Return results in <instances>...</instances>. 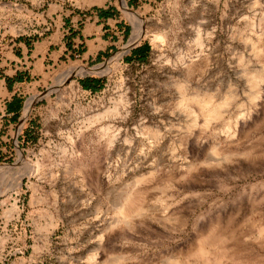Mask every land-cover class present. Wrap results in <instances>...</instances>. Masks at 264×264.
Masks as SVG:
<instances>
[{
    "label": "rangeland",
    "instance_id": "1",
    "mask_svg": "<svg viewBox=\"0 0 264 264\" xmlns=\"http://www.w3.org/2000/svg\"><path fill=\"white\" fill-rule=\"evenodd\" d=\"M105 1L0 0V79L24 96L0 119V264H264V0ZM91 12L126 28L118 47L9 76L57 16ZM74 65L98 71L58 84ZM197 94L222 115L178 105Z\"/></svg>",
    "mask_w": 264,
    "mask_h": 264
},
{
    "label": "crops",
    "instance_id": "2",
    "mask_svg": "<svg viewBox=\"0 0 264 264\" xmlns=\"http://www.w3.org/2000/svg\"><path fill=\"white\" fill-rule=\"evenodd\" d=\"M115 0H106L101 8L115 11ZM82 26H78V16L71 18L57 16L55 26L33 42V46L28 49L23 45L21 49L22 56L18 57L15 53L10 62L15 60L16 70L9 76L12 77L18 72L19 63H28L30 78L41 75L47 66L55 65L69 48L82 46L84 60H93L104 57L109 51H112L120 45L126 36V28L119 20L113 16L105 17L99 12H91L87 15ZM49 63V64H47ZM20 85V84H19ZM19 85L8 84L6 77L0 79V119L14 117L20 113L23 107V98L19 92Z\"/></svg>",
    "mask_w": 264,
    "mask_h": 264
},
{
    "label": "bare ground",
    "instance_id": "3",
    "mask_svg": "<svg viewBox=\"0 0 264 264\" xmlns=\"http://www.w3.org/2000/svg\"><path fill=\"white\" fill-rule=\"evenodd\" d=\"M88 1V0H87ZM194 1V0H193ZM206 1V0H205ZM217 1V0H216ZM192 2V1H191ZM203 3V2H202ZM218 3V2H217ZM205 5V4H204ZM135 15V14H134ZM139 16V15H138ZM134 18V17H133ZM140 18V17H139ZM135 21H136V18H134ZM138 19V18H137ZM206 20V19H205ZM134 21V22H135ZM138 22V21H136ZM135 24V23H134ZM137 26L135 31H134V34H133V37L131 38V44H134L136 42H138L139 40H141L142 38L146 37V33L143 32L142 30V27H143V21L142 19H140L139 23H136ZM196 36V42H198L200 45L203 44L202 42V34H201V29L198 30V34H195ZM204 36V35H203ZM164 36L162 35H159V34H156L153 36V40H163ZM195 39V38H194ZM120 65L115 62L112 64V67L114 68H117L119 67ZM106 67V66H105ZM104 67V68H105ZM109 68V67H108ZM114 68H111V69H114ZM102 69V68H101ZM110 69V70H111ZM103 70V69H102ZM107 70V69H105ZM109 70V72H110ZM98 71V70H96ZM95 71V68H93V71L90 69H86V68H83L82 66L80 65H74L70 68H68L61 76V78L57 81L58 84H62L63 81L65 80V78L71 74H74V73H80V74H87V73H90V72H96ZM101 71V70H100ZM98 73V72H97ZM101 73H103L101 71ZM58 86V85H57ZM185 96V95H184ZM260 97V95H259ZM34 100L35 98L32 97L30 98L27 103H26V106H25V114H29V112L31 111L32 107H33V103H34ZM221 100V99H220ZM227 101H228V98L227 99H223L222 101H215L212 97L211 94H207V95H203V96H200L199 94L197 95H194V96H186V97H183L182 100L179 102V106L181 108H184L186 109L188 107V103L189 102H195L197 103V105H199L200 109H201V112L202 114L204 115L205 117V122L206 123H209L211 122L212 120L214 119H217L219 118L221 115H222V109L224 108V106L227 104ZM103 116V115H102ZM237 123V122H236ZM235 123V124H236ZM205 124V123H204ZM231 126L228 125V128H230ZM106 131L108 129V127H105ZM236 129V128H235ZM236 132V131H235ZM236 134V133H234ZM2 171V170H1ZM0 171V172H1Z\"/></svg>",
    "mask_w": 264,
    "mask_h": 264
},
{
    "label": "trees",
    "instance_id": "4",
    "mask_svg": "<svg viewBox=\"0 0 264 264\" xmlns=\"http://www.w3.org/2000/svg\"><path fill=\"white\" fill-rule=\"evenodd\" d=\"M105 15L108 16L107 13H106ZM15 80L21 81V80H23V77H21V76H17V77L15 78ZM82 84H83V87H84L85 89H91V90H96V88H97V86H98L96 83H95L94 85L91 84V83L89 82V80H88V81H83Z\"/></svg>",
    "mask_w": 264,
    "mask_h": 264
}]
</instances>
